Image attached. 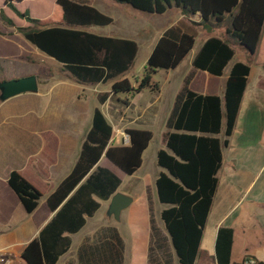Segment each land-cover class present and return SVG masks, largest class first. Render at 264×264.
Returning a JSON list of instances; mask_svg holds the SVG:
<instances>
[{
  "label": "trees",
  "instance_id": "16d2710c",
  "mask_svg": "<svg viewBox=\"0 0 264 264\" xmlns=\"http://www.w3.org/2000/svg\"><path fill=\"white\" fill-rule=\"evenodd\" d=\"M115 1L147 14L163 15L176 9L184 15L156 43L146 72L137 86L127 77L117 80L136 61L137 42L130 38L97 35L83 29L114 23L112 16L98 10L88 0H56L64 22L55 25L33 18L28 10L20 11L18 4L22 3L21 0H5L4 5L30 25H19L4 8L0 9V22L11 29V35H21L39 51L55 59L79 83L95 86L114 81L110 91L98 95L100 105L112 96H135L144 90L159 93L160 86L153 83V76L159 70H175L190 55L201 31L213 33L224 29L225 37L211 35L196 54L192 70L187 74L166 120L167 131L163 139L166 149H161L156 158L157 166L162 169L155 181L157 198L168 206L162 212V221L178 263L196 264L203 253L201 242L219 186L223 148L228 146L235 129L250 66L244 62L233 65L224 99L195 93L190 85L198 71L217 77L224 74L235 57L231 47L234 40L251 56L256 54L264 27V0ZM196 17L200 20L195 21ZM124 104H127V99ZM225 120L224 138H221ZM126 133L130 136L128 144L111 145L114 128L102 109H95L73 171L47 198L53 212L60 209L40 235L23 250L22 258L28 264H56L71 247L69 234L78 233L86 224L85 217H93L100 209L101 204L96 199L107 201L117 193L121 179L110 169L97 166L101 157L105 155L129 176L141 168L144 153L154 134L148 129L130 128ZM8 185L28 214L38 208L41 192L19 172H11ZM233 237L232 228H219L215 240L217 264H232ZM249 260H254V264H264L252 257L236 264H245Z\"/></svg>",
  "mask_w": 264,
  "mask_h": 264
},
{
  "label": "crops",
  "instance_id": "0c3cea01",
  "mask_svg": "<svg viewBox=\"0 0 264 264\" xmlns=\"http://www.w3.org/2000/svg\"><path fill=\"white\" fill-rule=\"evenodd\" d=\"M7 14L19 24L20 20H17L16 16H10L9 12ZM177 14L170 25L161 29L156 43L169 27L177 25L184 18L180 11ZM58 18L61 20L60 16ZM194 20L199 21L200 18L196 17ZM7 32L6 27L0 22V60L2 61L12 58V50L16 44V37L6 35ZM217 32L218 35L204 31L201 44L196 47L198 44L196 42L190 55L175 70H167L169 71L167 75H170L186 66L179 82L170 89L172 104L164 110L161 117L164 131L167 130L166 120L170 116L173 103L187 74L192 70V63L200 47L211 35L221 38L226 36L224 30ZM263 34L264 27L259 46L264 38ZM137 37H140V33L133 35L130 39L137 42L139 47ZM156 43L148 53V59ZM22 60L25 62L27 58ZM238 62L241 61L237 60L226 67L224 74L220 77L206 71H198L190 89L198 94L220 96L223 99L230 69ZM30 65L34 64L30 63ZM125 74L121 76V79L126 77ZM44 76L46 80L42 83L47 88L46 91L42 92L39 89L38 93L21 94L6 101H0V250L6 249L20 255L25 247L40 235L60 209L53 212L47 203V198L54 194L62 181L73 171L91 127L95 109L97 107L102 109L113 128H115L113 122L120 126L121 136V132L128 128L151 131L149 128L154 127L160 120L161 101H163L164 92L161 88L159 93L147 99L145 98L147 90H144L135 96H112L105 104L100 105L97 100L98 95L110 91L111 87L103 91L98 87L101 84L95 85L96 89L80 86V84L76 87L67 83L52 86L53 74L44 73ZM167 81L170 85L168 76ZM89 98L96 99L97 104L90 105ZM111 103L112 107H110ZM220 137L224 138L222 135ZM113 138L111 145L125 144L122 140L115 141ZM161 149H164V144L157 149L156 158ZM146 152L147 150L144 155ZM104 160L109 161L104 155L97 166L110 169L106 165L102 166ZM143 166L144 158L141 168ZM262 168H264V60L250 66L248 84L235 129L229 138L228 146L223 148L222 167L218 173L219 186L207 219L205 236L201 242V249L208 253L207 258L211 264H217L215 240L221 226L234 230L232 264L241 263L247 257L264 263V173H261ZM13 171L19 172L42 194L39 206L32 214L26 212L18 196L8 185L9 175ZM161 172L162 169L159 168L151 181L152 184ZM96 200L102 207V201ZM136 201L137 199L134 198L132 206ZM133 211L126 218L130 228L129 238H131L129 253L120 230L110 222L107 214L101 225L90 234L87 231L88 221L96 214L91 218L86 216L85 226L78 233L69 234L72 244L68 252H71L75 246L74 238L81 235L79 252L89 262H99L98 264H160L161 260L164 262V259L160 257L161 252L153 253L151 257H148L149 248L140 230V228L144 229L142 225L147 222V216L144 213L136 217ZM145 219L146 222H144ZM147 232L149 234V231ZM155 248L160 249L159 243ZM68 252H65L56 264ZM202 255L203 253L198 257L197 262ZM65 264L75 263L69 259Z\"/></svg>",
  "mask_w": 264,
  "mask_h": 264
},
{
  "label": "rangeland",
  "instance_id": "374dc122",
  "mask_svg": "<svg viewBox=\"0 0 264 264\" xmlns=\"http://www.w3.org/2000/svg\"><path fill=\"white\" fill-rule=\"evenodd\" d=\"M15 1V0H13ZM22 3L18 4V9L22 12L28 10L33 18L39 19L47 25H55V24H62L63 21V14L61 9L56 6V0H21ZM91 5H94L95 8L100 10L101 12L108 14L114 18V23L109 24L105 27H96V26H87L84 27L86 31L93 32L94 34L102 35V36H113V37H120V38H133V35L139 34L140 37H137L139 40V53L136 58V61L130 67L129 71L125 74L127 78L131 80V83L136 85L138 81L142 79L146 72L147 62H148V53L153 47V44L156 43L159 32L164 27L170 25V23L176 19L177 17V10H173L172 12L169 11L165 15H152L147 14L138 10L133 9L132 6L126 3H119L115 0H88ZM5 0H0V9L4 8L6 13H10V16L14 17L16 14L9 9V7L4 5ZM61 17L59 20L58 17ZM17 20L19 19V25H27L30 24L26 23V21L21 20L16 16ZM58 18V19H57ZM8 32L6 35L16 37V44L13 47V54L11 55L12 58H8V60L2 61L0 60V82L3 80H12L17 79L24 76L29 75H38V82H39V89L40 91H46V87H44V83L46 77L44 73L53 74L52 79V86L60 85V84H73L77 87L80 84L87 86L91 89H96V86L93 84H82L77 81L74 76L64 71L62 66L52 59L48 57L46 54L42 53L38 49H36L33 45L27 42L21 35L19 34H12L11 29L7 28ZM224 30V29H220ZM204 31L200 32L199 37L197 38V45L201 44L202 39L204 38L203 35ZM213 34L218 35V32L215 31ZM264 35V34H263ZM222 36V35H221ZM225 37V36H224ZM13 43V42H12ZM24 43V45L22 44ZM204 45V44H203ZM28 46V47H27ZM231 47L235 51L234 60L228 65L231 66L234 64L235 61L240 60L248 64L249 66L259 63L260 61L264 60V38L258 46L257 53L254 56H251L247 50L242 47V45L235 40L231 42ZM32 48V49H31ZM201 48V47H200ZM200 50V49H199ZM16 51V52H14ZM198 53V52H197ZM22 58H27V61L23 62ZM22 62V63H21ZM34 64L33 66L30 65ZM185 65V64H184ZM185 67L182 68L179 72L174 74L167 75L169 71L167 70H159L153 76V83H157L160 86V89H163V101H161V114L159 117V122L152 128H149L153 134L154 139H152L150 146L147 148V152L144 155V166L141 168L139 172L134 174L133 176H129L128 174L121 171L119 168L110 164L109 161L104 160L102 166L110 167L111 171L118 175L121 179V186L118 192L123 194L129 195V197L136 198V203L130 209H126L123 211V215H121V221H116L113 217L110 219V222L113 225H116L121 232V236L123 237L124 241L126 242V249L129 253L131 251V238H129L130 228L128 227L127 223V216L133 211L136 213V217H139L145 213L147 216L142 226L141 232L142 236L145 240L146 245L149 248V256L151 257L152 254H156V252H161L162 254L160 257L164 259L161 260L160 264H179L176 256L175 249L170 241L169 234L166 230V227L162 221V212L166 208H168L167 204H163L158 200L157 189L155 183L152 184L153 177L155 176L159 167L157 166V162H155L156 158V151L159 147L164 144V134L167 131H164L165 128L162 126V114L165 109L169 108L172 104L171 101L172 96L170 95V89L172 86L179 82L182 73L185 71ZM231 72V69H230ZM34 73V74H32ZM172 73V72H171ZM68 74L67 76H65ZM167 76L170 78V85L167 83ZM65 77V78H64ZM118 78L117 80H120ZM116 81V80H115ZM114 81H108L106 84L99 85V89L101 90H108L111 87V83ZM98 89V88H97ZM91 93L92 90H90ZM153 92L147 90L145 93V98L153 95ZM123 96V95H121ZM224 99V98H223ZM46 100V98L44 99ZM125 101V100H124ZM88 102L90 105L97 104L96 99L89 98ZM224 102H222L223 109ZM112 103L110 107H112ZM173 107V106H172ZM106 110V108H105ZM225 122L222 125V136H224L225 131ZM114 124V140H122L123 134L126 130L121 132L120 136V126L113 122ZM167 129V128H166ZM164 131V132H163ZM164 149L166 146L164 144ZM158 155V154H157ZM264 173V168H262L261 173ZM102 207L98 214L95 215L93 219H89L87 231L88 233L94 232L95 228L99 227L101 223L104 221L106 214L108 213V209L110 206V202L102 201ZM152 228V230H151ZM143 230V231H142ZM86 231V232H87ZM149 231V234L148 232ZM85 233V232H83ZM81 233V234H83ZM150 236V237H149ZM81 235L74 238L75 246L73 247L71 252H68L58 264H65L67 260H73L75 264H98L99 262L94 261H87L83 256L80 255L79 252V245L81 243L80 239ZM157 243H159L160 249H156ZM79 246V247H78ZM158 253V254H159ZM213 253V252H212ZM208 253L203 251L202 258L197 262V264H211L209 258H207ZM127 256V253H126ZM151 264V263H150ZM155 264V263H153Z\"/></svg>",
  "mask_w": 264,
  "mask_h": 264
},
{
  "label": "water",
  "instance_id": "95a60500",
  "mask_svg": "<svg viewBox=\"0 0 264 264\" xmlns=\"http://www.w3.org/2000/svg\"><path fill=\"white\" fill-rule=\"evenodd\" d=\"M39 82L36 75L24 76L18 79L0 82V100L6 101L13 97L26 93H38ZM134 203V198L117 192L110 199L107 216L120 222L124 210L129 209ZM26 262V261H25ZM27 263V262H26ZM28 264V263H27Z\"/></svg>",
  "mask_w": 264,
  "mask_h": 264
},
{
  "label": "built area",
  "instance_id": "2783aa9c",
  "mask_svg": "<svg viewBox=\"0 0 264 264\" xmlns=\"http://www.w3.org/2000/svg\"><path fill=\"white\" fill-rule=\"evenodd\" d=\"M130 136L125 132L123 134L122 141L125 144H128ZM254 260L246 261L245 264H254ZM0 264H27L22 258V255L13 253L9 250H0Z\"/></svg>",
  "mask_w": 264,
  "mask_h": 264
}]
</instances>
